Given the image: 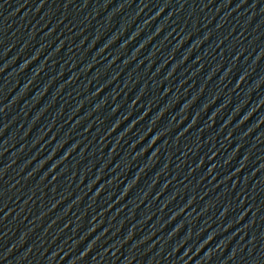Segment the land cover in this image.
<instances>
[{"label": "water", "instance_id": "1", "mask_svg": "<svg viewBox=\"0 0 264 264\" xmlns=\"http://www.w3.org/2000/svg\"><path fill=\"white\" fill-rule=\"evenodd\" d=\"M16 0H0V153L7 110Z\"/></svg>", "mask_w": 264, "mask_h": 264}]
</instances>
